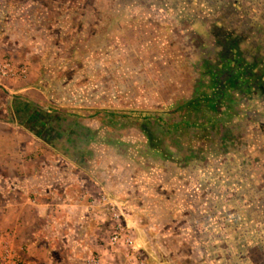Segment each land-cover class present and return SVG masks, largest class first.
I'll list each match as a JSON object with an SVG mask.
<instances>
[{
	"label": "rangeland",
	"instance_id": "374dc122",
	"mask_svg": "<svg viewBox=\"0 0 264 264\" xmlns=\"http://www.w3.org/2000/svg\"><path fill=\"white\" fill-rule=\"evenodd\" d=\"M6 60L43 107L71 116L69 136L39 149L66 156L49 167L82 169L65 178L93 184L84 212L105 214L61 222L54 207L56 223L30 227L21 254L125 264L129 249L107 247L105 197L146 264H264V0H0ZM195 99L198 111L181 110Z\"/></svg>",
	"mask_w": 264,
	"mask_h": 264
},
{
	"label": "crops",
	"instance_id": "0c3cea01",
	"mask_svg": "<svg viewBox=\"0 0 264 264\" xmlns=\"http://www.w3.org/2000/svg\"><path fill=\"white\" fill-rule=\"evenodd\" d=\"M11 82L13 83H10L6 88L0 85L2 88L0 89V246L3 237L10 236L18 255L25 263L48 264V260L44 256L41 260L37 258V254L34 255L29 250L26 255L19 252L18 246H26L19 238L27 243V233L30 231V227H35L36 223L40 221L47 224L56 223L57 219L52 209L54 207L62 209V217L58 220L61 222L70 221L72 217L68 218L67 215L71 214L74 216L73 219L77 217L81 224L91 219V221L101 225L105 222V214L87 215L84 212L86 206H89V203H86V197L83 195L84 189L87 190L91 185L94 188L93 184L89 181L82 182L79 179L65 178L71 173L81 175L82 169L71 166L67 169L65 167H49L47 163L50 157L56 159L57 163H61L66 156L56 151L58 155L54 156V150H51V153L40 150L42 147L48 149L49 143L52 141L59 142V137L64 139L65 134L69 136V128H74V124L68 123L71 116L64 112H57L48 106L43 107L46 98L37 87L18 81ZM228 86V83H222L220 104H224L223 98L225 99L228 95V89L233 90L234 86L232 88H228ZM244 89V91L248 90L247 87ZM32 160L36 163L40 160V166L37 168L30 167L29 163ZM20 162H23L24 166L18 167L17 164ZM70 169H72L71 172H69ZM5 175H8V178L2 177ZM71 185L76 187L70 188ZM85 185L87 188H83ZM30 195L31 197H29ZM94 205H92L93 212H98L96 204ZM64 209H68V211L66 212ZM4 221L12 224L8 230L13 233L2 230L6 226ZM81 230L78 232L84 235L86 230ZM92 230L91 234H96V229ZM68 231L75 234L77 230L68 229ZM34 235L35 231L32 233V236ZM62 236H65V233H62ZM107 247L113 251V248ZM100 248L96 247L95 251ZM117 249L125 248L117 246L115 250ZM76 250L77 252L73 251L72 253L70 259L72 261H76L77 255L85 252V249L81 247L76 248ZM98 252L101 255L109 254L107 248ZM136 253L142 252L136 250ZM45 254L47 256L48 253ZM115 257L112 256L105 264H114Z\"/></svg>",
	"mask_w": 264,
	"mask_h": 264
},
{
	"label": "built area",
	"instance_id": "2783aa9c",
	"mask_svg": "<svg viewBox=\"0 0 264 264\" xmlns=\"http://www.w3.org/2000/svg\"><path fill=\"white\" fill-rule=\"evenodd\" d=\"M26 79V70L16 67L11 61H3L0 63V81H20ZM99 207L107 209L112 214L114 225L109 237V247L115 249L121 246L129 249L125 256V264H146L142 259L135 257V251L131 249V237L127 229L121 225L120 217L114 213V206L110 201L102 197L97 202ZM0 264H27L18 255L12 238L4 236L0 246ZM90 264H100L97 258L90 261Z\"/></svg>",
	"mask_w": 264,
	"mask_h": 264
},
{
	"label": "trees",
	"instance_id": "16d2710c",
	"mask_svg": "<svg viewBox=\"0 0 264 264\" xmlns=\"http://www.w3.org/2000/svg\"><path fill=\"white\" fill-rule=\"evenodd\" d=\"M202 103L200 102L199 99H195L192 102L188 103L181 108V110L186 109V111H198L201 108Z\"/></svg>",
	"mask_w": 264,
	"mask_h": 264
},
{
	"label": "flooded vegetation",
	"instance_id": "af4514ba",
	"mask_svg": "<svg viewBox=\"0 0 264 264\" xmlns=\"http://www.w3.org/2000/svg\"><path fill=\"white\" fill-rule=\"evenodd\" d=\"M215 78H220V77H215ZM232 78H233V79H236L235 76H233V75H232V77L230 76L229 79H228V81L230 82V84L233 83V82H232ZM232 85L234 86V87L232 86L233 88H236V89H237V86H236L234 83H233ZM228 88H229V87H228ZM261 93H262V92H261Z\"/></svg>",
	"mask_w": 264,
	"mask_h": 264
}]
</instances>
